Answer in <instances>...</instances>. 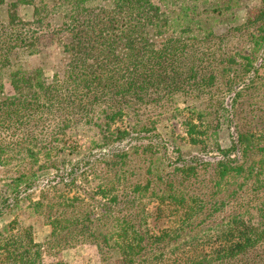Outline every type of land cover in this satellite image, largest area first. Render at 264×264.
I'll list each match as a JSON object with an SVG mask.
<instances>
[{
    "label": "trees",
    "instance_id": "trees-1",
    "mask_svg": "<svg viewBox=\"0 0 264 264\" xmlns=\"http://www.w3.org/2000/svg\"><path fill=\"white\" fill-rule=\"evenodd\" d=\"M242 1L0 0V264H44L46 253L86 243L96 245L101 264H264V135L237 128L228 147L218 137L231 122L218 74L229 90L255 66L264 3L244 22L261 32L248 34V53L220 57L210 42L214 21L237 29ZM24 4L32 20L20 16ZM44 37L61 49L52 77L22 57L41 55ZM232 64L240 66L235 74ZM179 114L188 142L221 156L215 164L184 160L164 175L151 163L150 143L40 187L43 175L64 171L53 159L51 122L97 125L98 145H107ZM118 119L122 127L110 129ZM139 156L155 179L121 174ZM230 180L231 188L219 185ZM21 213L49 226L43 242Z\"/></svg>",
    "mask_w": 264,
    "mask_h": 264
},
{
    "label": "rangeland",
    "instance_id": "rangeland-1",
    "mask_svg": "<svg viewBox=\"0 0 264 264\" xmlns=\"http://www.w3.org/2000/svg\"><path fill=\"white\" fill-rule=\"evenodd\" d=\"M9 1L6 0V2ZM242 2L245 7L236 11V24H239L236 30H228L230 24L227 20L213 22L216 32L210 35V42L212 48H214V51L216 50L215 52L218 56L220 54V57L234 55L237 51L244 54L248 53L249 50L253 49V43L248 39V34H261V32L254 29V26H248L244 22L250 13H254L261 8L264 0H243ZM33 12L31 5H19V13L23 19L32 20ZM0 14L5 19V6H2ZM48 22L46 19L42 24L45 25ZM50 28H52V25H50ZM50 42L51 40L48 37H44L41 41V55L28 57L23 55L22 57L26 58L29 67L40 66L44 69L46 75L52 77L59 64L61 49L57 44ZM260 47L257 61L254 63L255 66L246 74L237 75L234 84L229 90L224 85V77L221 76V73L218 74V88L222 91V96L225 97L224 108H226L231 118L229 127L224 126L218 129L219 142L222 147H228L231 141L236 140L237 128L249 130L255 133L256 136L264 135V43ZM222 65L223 63L220 62L217 68L220 69ZM229 67V72L235 74L240 66L232 64ZM221 71L222 69H220ZM4 84L5 91L11 94L13 89L9 81L5 79ZM178 100L179 108L186 106L185 101H183L185 100L184 97H179ZM189 100L191 101L192 99ZM161 118L163 119L156 129L151 130L150 128L148 131L132 130L124 139L116 140L107 145H98L101 142L102 133L97 125L85 122H67L62 124L51 122L49 128L53 129L54 133L58 132L53 141L56 146L53 159L56 160V163H63L64 171H50L43 175L39 180L40 187L53 179L59 180L63 177L68 180L71 176L78 174L81 171L80 169L86 168L88 164L98 163V160L104 158L113 160L120 156L122 151L131 152L135 146L150 143L154 145L155 150L151 163L160 164V168L164 170L162 173L164 175L172 170L173 166L182 164L184 160L186 162H190L191 159L193 162L209 161L213 165L221 159V156L217 153L211 151L202 152L199 144L188 142L186 129L181 124L180 114L176 117L162 115ZM126 119L128 120L126 125L129 129L128 124L132 122V118L129 116ZM117 127H122V122L119 119L111 124L110 129ZM141 155L144 154L141 153ZM147 164L148 162L145 159L142 160V157L139 156L133 159L132 162L122 165V171L120 172L123 176L130 178V180L132 178L155 179L156 176L146 170ZM262 171L264 172V161ZM200 172L203 173L204 170H200ZM94 175H89V178L94 179ZM232 181L230 180L227 184L219 183V185L224 186V189L231 188L233 185L230 182ZM214 182L212 184H215ZM209 184L211 185V183ZM161 186L163 185L161 184ZM146 209L147 212L152 211L153 205H147ZM11 217L6 215L1 219V222L9 221ZM19 219L23 224L32 225L35 241L43 242L46 239L49 233V226L43 222L40 216L21 213ZM159 225L162 226L161 222H159ZM43 261L44 264H101V256L96 245L86 243L66 248L56 255L46 253L43 256ZM113 264H121V262L115 259Z\"/></svg>",
    "mask_w": 264,
    "mask_h": 264
}]
</instances>
